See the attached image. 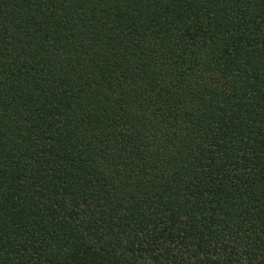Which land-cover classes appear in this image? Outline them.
Here are the masks:
<instances>
[{
    "label": "trees",
    "instance_id": "obj_1",
    "mask_svg": "<svg viewBox=\"0 0 264 264\" xmlns=\"http://www.w3.org/2000/svg\"><path fill=\"white\" fill-rule=\"evenodd\" d=\"M0 264H264V0H0Z\"/></svg>",
    "mask_w": 264,
    "mask_h": 264
}]
</instances>
